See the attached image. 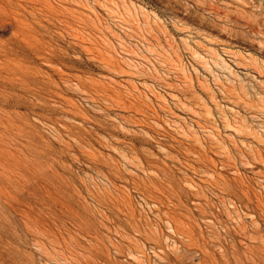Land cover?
Masks as SVG:
<instances>
[{
  "label": "rangeland",
  "instance_id": "374dc122",
  "mask_svg": "<svg viewBox=\"0 0 264 264\" xmlns=\"http://www.w3.org/2000/svg\"><path fill=\"white\" fill-rule=\"evenodd\" d=\"M141 263L264 264V0H0V264Z\"/></svg>",
  "mask_w": 264,
  "mask_h": 264
},
{
  "label": "bare ground",
  "instance_id": "6f19581e",
  "mask_svg": "<svg viewBox=\"0 0 264 264\" xmlns=\"http://www.w3.org/2000/svg\"><path fill=\"white\" fill-rule=\"evenodd\" d=\"M71 1H72V0H71ZM87 2H88V1H87ZM61 6H62V5H61ZM80 6H81V5H80ZM85 7H86V6H85ZM91 11H92V10H91ZM148 24H149V23H148ZM68 27H69V26H68ZM137 27H138V26H137ZM86 33H87V32H86ZM89 34H90V33H89ZM89 34H88V35H89ZM75 36H76V35H75ZM98 37H99V36H98ZM145 42H146V41H145ZM171 48H172V47H171ZM64 75H65V74H64ZM172 231H174V230H172ZM176 231H177V230H176ZM48 240H49V239H48ZM175 247H176V246H175ZM176 248H177V247H176ZM173 250H174V249H173ZM177 251H179V250H176V253H177ZM180 251H181V250H180ZM164 252H165V251H163V255H165ZM170 252H171V251H169V253H170ZM174 252H175V250H174ZM186 253H188V251H187ZM167 254H168V253H167ZM169 255L171 256V254H169ZM176 255H177V254H176ZM178 255H179V254H178ZM186 255H187V254H185V256H186ZM189 255H191V253H190ZM179 256L183 257L181 254H180ZM159 258L161 259L162 257L159 256ZM162 259H163V258H162ZM169 260H170V259H169ZM182 260H183V259H182ZM163 261H164V259H163ZM167 262H169V261H167ZM144 263H145V262H144ZM141 264H143V263H141Z\"/></svg>",
  "mask_w": 264,
  "mask_h": 264
}]
</instances>
